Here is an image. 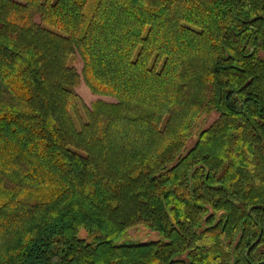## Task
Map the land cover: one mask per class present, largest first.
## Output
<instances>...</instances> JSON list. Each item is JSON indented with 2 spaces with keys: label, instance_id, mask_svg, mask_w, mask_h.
Wrapping results in <instances>:
<instances>
[{
  "label": "trees",
  "instance_id": "1",
  "mask_svg": "<svg viewBox=\"0 0 264 264\" xmlns=\"http://www.w3.org/2000/svg\"><path fill=\"white\" fill-rule=\"evenodd\" d=\"M263 260L264 0H0V264Z\"/></svg>",
  "mask_w": 264,
  "mask_h": 264
},
{
  "label": "rangeland",
  "instance_id": "2",
  "mask_svg": "<svg viewBox=\"0 0 264 264\" xmlns=\"http://www.w3.org/2000/svg\"><path fill=\"white\" fill-rule=\"evenodd\" d=\"M75 59H76L75 61L76 68L80 70L82 68L83 62L79 58V56ZM79 83L80 84L77 87V91L88 105H90L92 102H94L97 99H104V100H109V101L114 100L113 98L95 94L91 90V88L86 83H84V80H81V82ZM215 118H216V114H213V113L204 114V116H202L195 130V134L193 138H191L189 141L188 147H191L195 143L196 138L198 137L199 131L203 128H206V126L210 125V123H212L215 120ZM80 230H81L79 233L80 236L86 237L87 231L84 230V228ZM129 239L130 240H143V241L151 240L152 243L159 242V241H165V242L169 241V238H167L166 236H163L160 233L155 232L149 229L148 227H145V225L143 224H138V225H135L134 227L133 226L129 227L126 234L122 237L120 241L127 242V241H130Z\"/></svg>",
  "mask_w": 264,
  "mask_h": 264
},
{
  "label": "water",
  "instance_id": "3",
  "mask_svg": "<svg viewBox=\"0 0 264 264\" xmlns=\"http://www.w3.org/2000/svg\"><path fill=\"white\" fill-rule=\"evenodd\" d=\"M258 264H264V260L263 261H260Z\"/></svg>",
  "mask_w": 264,
  "mask_h": 264
}]
</instances>
